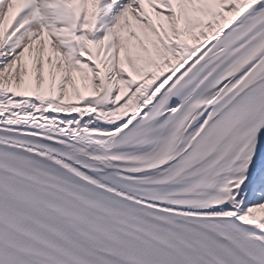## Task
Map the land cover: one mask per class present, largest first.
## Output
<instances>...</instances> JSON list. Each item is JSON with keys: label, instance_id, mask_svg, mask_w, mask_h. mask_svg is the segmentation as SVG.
<instances>
[{"label": "snow or ice", "instance_id": "1", "mask_svg": "<svg viewBox=\"0 0 264 264\" xmlns=\"http://www.w3.org/2000/svg\"><path fill=\"white\" fill-rule=\"evenodd\" d=\"M0 264H264V0H0Z\"/></svg>", "mask_w": 264, "mask_h": 264}, {"label": "bare ground", "instance_id": "2", "mask_svg": "<svg viewBox=\"0 0 264 264\" xmlns=\"http://www.w3.org/2000/svg\"><path fill=\"white\" fill-rule=\"evenodd\" d=\"M69 102H73V103H75V102H77V101H75L74 99H71Z\"/></svg>", "mask_w": 264, "mask_h": 264}]
</instances>
